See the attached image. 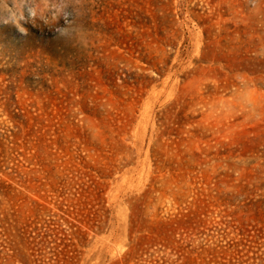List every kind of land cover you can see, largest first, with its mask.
<instances>
[{"label": "rangeland", "instance_id": "374dc122", "mask_svg": "<svg viewBox=\"0 0 264 264\" xmlns=\"http://www.w3.org/2000/svg\"><path fill=\"white\" fill-rule=\"evenodd\" d=\"M0 264H264V0H0Z\"/></svg>", "mask_w": 264, "mask_h": 264}, {"label": "trees", "instance_id": "16d2710c", "mask_svg": "<svg viewBox=\"0 0 264 264\" xmlns=\"http://www.w3.org/2000/svg\"><path fill=\"white\" fill-rule=\"evenodd\" d=\"M152 1L155 2V3H156V2H159V0H152Z\"/></svg>", "mask_w": 264, "mask_h": 264}]
</instances>
